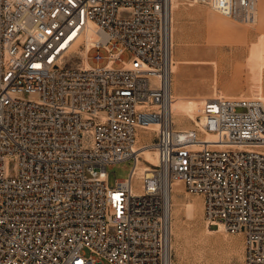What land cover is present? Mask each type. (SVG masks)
I'll list each match as a JSON object with an SVG mask.
<instances>
[{
	"label": "built area",
	"instance_id": "2783aa9c",
	"mask_svg": "<svg viewBox=\"0 0 264 264\" xmlns=\"http://www.w3.org/2000/svg\"><path fill=\"white\" fill-rule=\"evenodd\" d=\"M176 1L0 0V264H175L176 181L264 264V99H207L200 126L177 125ZM184 1L259 16L260 0ZM148 131L159 162L134 183Z\"/></svg>",
	"mask_w": 264,
	"mask_h": 264
},
{
	"label": "rangeland",
	"instance_id": "374dc122",
	"mask_svg": "<svg viewBox=\"0 0 264 264\" xmlns=\"http://www.w3.org/2000/svg\"><path fill=\"white\" fill-rule=\"evenodd\" d=\"M254 23L235 20L197 2L180 0V6L175 8L174 65L178 70L173 74V88L185 97V106L197 119L207 99H264V0L259 2V16ZM101 51L108 54L105 49ZM130 56L127 51L125 59ZM80 58L74 55L75 60ZM89 61L95 64L93 59ZM105 63L106 60L102 65ZM176 123L182 128H194L196 120L187 114ZM133 164V160H127L109 168L110 184L127 178ZM176 182V195L183 205L173 214L175 264H244L242 233L223 228L209 233L202 196L187 192L182 181ZM193 201L196 205L191 204Z\"/></svg>",
	"mask_w": 264,
	"mask_h": 264
},
{
	"label": "bare ground",
	"instance_id": "6f19581e",
	"mask_svg": "<svg viewBox=\"0 0 264 264\" xmlns=\"http://www.w3.org/2000/svg\"><path fill=\"white\" fill-rule=\"evenodd\" d=\"M180 6V1L174 2V10L175 8ZM256 23V21H254ZM254 23V24H255ZM252 24V23H251ZM255 26V25H254ZM88 41L87 45L85 48L76 46L75 50L77 51V56L78 57H84L85 62H87V52L88 50H91V47L94 44V41L97 39L96 31L94 29H91L87 33ZM174 72L178 70V65H174ZM173 87V86H172ZM220 94V93H219ZM221 95V94H220ZM221 96H218V98ZM184 98L183 95L180 93H176L173 88V101H172V111H173V117L174 121H180L182 120L183 117H185L187 114L196 120V124L194 125V128H197V126H200L203 122L202 120L205 119L204 113L200 115V118L197 119L196 115L191 113L187 107L184 104ZM189 129V128H185ZM207 137L212 138L214 137L213 134H208ZM139 142H142V144L145 143V146L143 147V152H142V158L139 159V162L137 164V167L135 169V172L133 174V182L134 183H140L144 177L147 174V169L149 168V164H158L159 158H158V152L154 148L153 143H152V137L151 134L146 133L142 136L139 137ZM192 151H198V148L194 147ZM179 183L175 182L173 184V189L170 195V205H171V215H172V230H173V214L175 213V210L178 211L179 207L183 205V201L176 195V189L178 187ZM201 196V195H200ZM192 205H196V202H191ZM224 227L220 225V227H212L211 225H207L206 230L209 233H215L218 232L219 229ZM208 234V233H206ZM209 235V234H208ZM213 235V234H212ZM218 236V235H217ZM216 236V237H217ZM207 237V236H205ZM213 237V236H212ZM210 238V237H209ZM218 238V237H217ZM173 246V243H172Z\"/></svg>",
	"mask_w": 264,
	"mask_h": 264
}]
</instances>
